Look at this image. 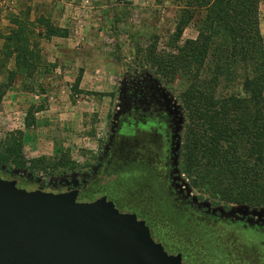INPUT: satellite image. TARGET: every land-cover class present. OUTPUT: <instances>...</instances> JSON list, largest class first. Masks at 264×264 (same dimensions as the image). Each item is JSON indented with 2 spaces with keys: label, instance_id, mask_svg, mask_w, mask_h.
I'll list each match as a JSON object with an SVG mask.
<instances>
[{
  "label": "rangeland",
  "instance_id": "obj_1",
  "mask_svg": "<svg viewBox=\"0 0 264 264\" xmlns=\"http://www.w3.org/2000/svg\"><path fill=\"white\" fill-rule=\"evenodd\" d=\"M176 1L0 0V35L16 28L14 21L39 33L42 17L69 30L66 39L35 35L33 41L38 42L42 56L38 71L33 78L18 76L9 88L8 73L14 71V64L4 67L0 41V95L4 93L0 100V143L18 139L21 132L27 161L26 170L4 169L0 173L20 177L21 186L29 191L37 189L39 179L52 185H73L79 181L78 173L90 170L107 151L113 174L103 190L94 188L89 196L96 200L107 197L121 213H132L145 221L154 241L169 255L181 253L184 264H264V233L199 221L179 200L170 199L165 189L147 191V204L141 191L144 183L131 181L123 171L118 173L128 148L114 129L126 105L159 98L175 119L176 153L181 147L186 117L178 97L186 87L185 79L167 85L143 57V52L154 47L159 53L173 51ZM198 25L186 28L181 45L198 37ZM260 28L264 38V3L260 6ZM33 119L34 124L26 127ZM65 152L80 171L48 175L50 170L35 166L41 159H55ZM176 158L178 191L194 204L228 216L264 218V209L213 206L206 196L201 200L202 195L190 189L178 171L177 154ZM33 167L34 173L29 170Z\"/></svg>",
  "mask_w": 264,
  "mask_h": 264
},
{
  "label": "trees",
  "instance_id": "obj_2",
  "mask_svg": "<svg viewBox=\"0 0 264 264\" xmlns=\"http://www.w3.org/2000/svg\"><path fill=\"white\" fill-rule=\"evenodd\" d=\"M161 2V0H158ZM264 0H177L173 51L143 52L167 85L182 78L179 94L186 124L178 150V171L190 189L213 206L223 204L264 209V38L260 6ZM17 27L0 35L8 85L16 78H33L42 60L39 38L66 39L69 30L42 17L39 33ZM198 23V37L181 45L186 28ZM182 79V80H184ZM81 78L77 79L79 85ZM0 95V100L3 97ZM34 124L27 123L26 127ZM21 137L0 143V170H26ZM56 172L80 171L69 153L41 159L35 165ZM40 166V167H39ZM7 167V168H6ZM90 167V166H88ZM87 168V167H86ZM32 173L35 167L29 169Z\"/></svg>",
  "mask_w": 264,
  "mask_h": 264
},
{
  "label": "water",
  "instance_id": "obj_3",
  "mask_svg": "<svg viewBox=\"0 0 264 264\" xmlns=\"http://www.w3.org/2000/svg\"><path fill=\"white\" fill-rule=\"evenodd\" d=\"M0 264L184 263L107 197L80 203L77 192L28 191L0 176Z\"/></svg>",
  "mask_w": 264,
  "mask_h": 264
},
{
  "label": "flooded vegetation",
  "instance_id": "obj_4",
  "mask_svg": "<svg viewBox=\"0 0 264 264\" xmlns=\"http://www.w3.org/2000/svg\"><path fill=\"white\" fill-rule=\"evenodd\" d=\"M117 122L118 124L114 129L115 136L122 135V140L128 148L124 158V166L117 168L118 173L121 174V171H123L125 175L130 177L131 181H142L144 183L141 191L142 197H144L143 200L147 204L150 203L149 197L145 195L147 191L165 189L170 199L179 200L186 206L185 209L191 215L196 216L199 221L213 225L226 224L227 226L242 228L245 231L264 233V218L228 216L223 212L215 211V209L208 211L194 204L189 197L178 191L175 182L176 154L178 155L175 148L177 145L175 119L172 117L171 109L167 108L159 98L149 97L147 101L126 105L122 109ZM162 130L168 132H163ZM111 145L113 146V143ZM108 158V152L106 151L98 163L90 170L83 174L78 173L80 176L79 181L73 185L39 184L36 190L53 193L77 192L78 202L82 200L93 202L96 199L89 196V192L94 188L97 191L103 190L113 174ZM103 173L109 174L105 183L100 179ZM0 176L4 179L17 180L18 186L24 188L20 184V180H22L20 177L16 175L2 176L1 173ZM61 187L64 189L58 191ZM98 199L100 197H97ZM210 237L213 236L211 235Z\"/></svg>",
  "mask_w": 264,
  "mask_h": 264
},
{
  "label": "crops",
  "instance_id": "obj_5",
  "mask_svg": "<svg viewBox=\"0 0 264 264\" xmlns=\"http://www.w3.org/2000/svg\"><path fill=\"white\" fill-rule=\"evenodd\" d=\"M108 176H109V174H107V173H103L102 174V176L100 177V179L102 180L103 183H105V181L108 179Z\"/></svg>",
  "mask_w": 264,
  "mask_h": 264
},
{
  "label": "built area",
  "instance_id": "obj_6",
  "mask_svg": "<svg viewBox=\"0 0 264 264\" xmlns=\"http://www.w3.org/2000/svg\"><path fill=\"white\" fill-rule=\"evenodd\" d=\"M30 176H31V175H30ZM31 178H32V176H31ZM38 181H39V183L42 184V185H46V184H47V182H46V181H43V179H39ZM42 182H43V183H42Z\"/></svg>",
  "mask_w": 264,
  "mask_h": 264
}]
</instances>
